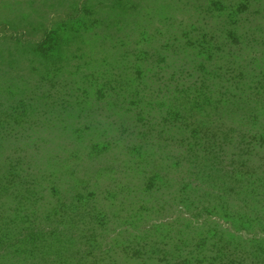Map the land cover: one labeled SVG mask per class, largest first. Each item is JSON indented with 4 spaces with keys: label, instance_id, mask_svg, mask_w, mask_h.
Masks as SVG:
<instances>
[{
    "label": "trees",
    "instance_id": "1",
    "mask_svg": "<svg viewBox=\"0 0 264 264\" xmlns=\"http://www.w3.org/2000/svg\"><path fill=\"white\" fill-rule=\"evenodd\" d=\"M66 1L0 0V264H264V57L234 50L264 55V16L118 0L46 48L15 31Z\"/></svg>",
    "mask_w": 264,
    "mask_h": 264
},
{
    "label": "rangeland",
    "instance_id": "2",
    "mask_svg": "<svg viewBox=\"0 0 264 264\" xmlns=\"http://www.w3.org/2000/svg\"><path fill=\"white\" fill-rule=\"evenodd\" d=\"M21 1H28L29 2L30 0H21ZM120 1L121 0H119V2ZM208 1H210V0H188L186 9L183 8L185 11L188 10V14L191 16V20L194 21V23H196L198 26L208 25L207 27H209V26L214 27L215 24L218 25V23H219L218 27L220 28V26H221L220 22L224 23L222 20H220L222 18L219 16L220 10L222 9L226 12L230 11L231 9L235 10L233 8L230 9V6L237 8V6L240 5L241 3H245V0H223L222 1L223 5H221V6L218 5V7H220L218 9L219 11L217 10V7H212V10L210 12V10L208 11L206 6H205V4ZM249 1L251 3V6L249 7L248 10L253 9L256 11H260V13H257L256 18H262L264 16V0H249ZM117 2H118V0H67L65 2L66 6L72 5L73 3H75V5L71 6V8H67V9L65 8L64 10H62L63 7L61 6L62 7L61 12L63 11L64 14H54L53 11H56L54 8H51L48 10L41 8L39 10V13H37V14L31 13L32 14L31 19L33 20V22H32L33 25H36L38 23V24H43V26H40L39 28L34 29V30L31 29L32 31L31 30L27 31V26L23 27V25L21 24L18 28H15V31H16V29H23L25 32L22 31L21 35L24 39H27V37L31 36L32 39L37 44V46L42 47V48H46L47 46L53 45V44H55V42H57V34L58 35H59V33L62 34V33H64V31L66 32V28L69 27V26H67L66 23H68V25H70L74 22V21H71V23L66 22L67 18L65 16H63V15H65V13L71 12L72 15H75L74 12L76 10H78V8H79V10H81V11L84 10L85 12H89L90 14H91V12H94V13H96V15L100 16L101 18L109 17L110 12H111V10H109V7L112 6L113 4H114V6H116ZM66 6H64V7H66ZM122 7H123V5L119 6V9H122ZM0 8H1V5H0ZM55 8H58V7H55ZM48 13H50V14H48ZM181 14L184 15L183 13H181ZM47 15H49L48 18L40 20L41 18H43L44 16H47ZM249 17H251V16H249ZM252 17H254V16H252ZM216 19H219V22ZM14 21H15V18H13V16H11L10 14H5L4 12L0 11V34L2 35V33H4V26H2V25L8 24V23L15 24ZM10 30H11L10 27H8V28L5 27V32H7V35H9L8 32ZM19 31H21V30H19ZM225 31H227V30L222 29V31H220V32H217L214 30V31H212L211 35L224 37ZM262 31H264V30L262 29L261 33L259 35L263 37L264 32H262ZM250 33H251V35L253 34V32H250ZM211 35L208 34V36H206L204 38V41H206L209 45L214 46L213 40L210 39ZM256 37H259V36H256ZM220 38H221V41H223V38L222 37H220ZM58 39H59V37H58ZM248 39H250V38H248ZM257 39L264 41V39H260V38H257ZM252 41H254V42H252ZM214 42H215V40H214ZM240 42H241L240 45H238V46L236 45V47H234V50H235V48L236 49L241 48L243 50V52H246V53H242V55H241L242 58L245 59V57L246 58L250 57V58H253L256 60V59H262V57H264V55L258 50H256V51L253 50V52L255 51L256 53H261V54H255V52L253 54H250V53L248 54V52H250V51L248 49H245V47H243L244 43L247 42L248 48L251 50V49H254L255 47H260L261 46L260 42L255 41V40H251V41L247 40L246 41L245 39H241ZM184 43H186V42H183V44ZM197 43L198 42H196V45H197ZM12 48H13V46H12ZM227 48L228 47H224V48L219 50L215 47H213L212 49L210 47L209 52L207 54H205L204 57H210L211 58V59H209V61H210L209 64L211 65L212 62L216 58H218L222 55L231 54V52H229L228 51L229 49L227 50ZM260 50L262 51V48H260ZM188 51H192V50H190V48H189L187 50V52ZM178 54H183V53L181 52ZM83 55L86 56V54H83ZM76 56H80V54H77V55L75 54V57ZM169 57H170L169 58L170 60L175 59L174 56L173 57L169 56ZM212 57L215 59H212ZM84 58H86V57H84ZM75 59L79 60L77 57ZM189 69L190 68H188L186 71L192 73V71ZM89 71L90 70L88 67L81 70V72H84V73H88ZM78 74H79V76H81L82 73H78ZM184 77L187 78V76L183 75V79H184ZM70 79H73V78L71 77ZM243 236L246 239H251L255 236L260 237V235L258 236V234H256L255 231L243 233ZM252 241L254 243L256 242L255 240H252ZM246 248L249 249L248 246H246Z\"/></svg>",
    "mask_w": 264,
    "mask_h": 264
}]
</instances>
